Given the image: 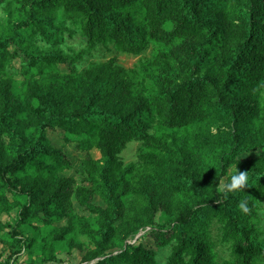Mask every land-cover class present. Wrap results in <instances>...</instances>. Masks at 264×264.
<instances>
[{
	"label": "trees",
	"instance_id": "16d2710c",
	"mask_svg": "<svg viewBox=\"0 0 264 264\" xmlns=\"http://www.w3.org/2000/svg\"><path fill=\"white\" fill-rule=\"evenodd\" d=\"M26 1L31 5L27 19L16 23L14 34L0 36V241L11 250L6 263L22 250V242L30 247L38 241L32 235L17 238L10 221L2 218L22 207L19 225L40 231L56 220L67 222L43 244V263L54 257L53 241L64 240L82 222L84 233L95 232L96 243L84 261L159 264L155 249L124 244L142 228L154 226L159 212H175L170 227L150 232L158 247L172 246L167 264H217L212 219L221 224L222 240L233 253L224 264H264V239L251 221L264 199L259 103L264 0ZM60 12L79 23L93 47L113 43L119 51L140 54L151 43L158 45L156 59L164 65L153 76L154 88L140 94L116 57L78 73L63 52H42L26 42L22 34L35 30L58 42L53 23ZM13 56L24 61L25 99L8 76ZM60 64L68 65L69 73H60ZM261 116L258 128L249 126ZM156 119L173 130L207 121L231 127L199 133L172 149L164 135L149 133ZM55 129L80 150L100 151L101 160L88 156L80 163L88 169L82 181L89 186L78 184L76 176L61 175L73 164L65 148L51 142L49 133ZM135 139L158 151L148 156L155 173L133 183L134 165L124 167L121 153ZM254 152L255 157L240 159ZM241 171L247 174L246 187L225 194L231 177ZM22 195L30 196L25 204ZM98 197L102 204L95 203ZM242 200L248 213L239 208ZM75 201L97 214L98 230L77 214ZM119 245L124 249L108 254ZM70 247L72 253L83 245L72 238Z\"/></svg>",
	"mask_w": 264,
	"mask_h": 264
},
{
	"label": "rangeland",
	"instance_id": "374dc122",
	"mask_svg": "<svg viewBox=\"0 0 264 264\" xmlns=\"http://www.w3.org/2000/svg\"><path fill=\"white\" fill-rule=\"evenodd\" d=\"M31 5L28 4L26 0H0V36H9L14 34V29L16 28V23L24 21L30 14ZM54 27L55 34L57 35L58 42H51L46 39L40 30H35L34 32L26 31L22 34L26 42L31 43L33 47L41 50L42 52L49 51H60L65 55L69 56L71 59L72 67L78 73H85L88 69L94 67L95 65L109 62L111 58L116 57V65L127 71V77L131 78L135 88L140 94L147 95L154 88V75L158 74V68L164 65L163 61H157L156 54L158 52V45L151 43L147 49H145L140 54H133L129 52L119 51L115 44L107 43L106 45L97 44L96 46H91L84 36L80 25L75 20L69 18L63 12L54 16ZM14 46L10 47V50H14ZM24 66V61L21 56H13L7 65L8 76L12 77L15 83V88L18 93H23L24 99L26 91V77L22 74L21 69ZM60 68V73H69L70 67L66 64L58 65ZM47 73V71H44ZM6 76V77H8ZM5 77V76H4ZM46 81H50V76L45 75ZM260 109L262 114H264V89L261 91V96L259 99ZM36 102L34 103V105ZM263 116V115H262ZM262 116L260 118H255L253 122L249 125L250 127L258 128L262 123ZM230 124L213 123L211 121L204 122L192 126L188 129L173 130L160 123L158 119L154 120L151 128L149 129L150 134H154L157 137L164 135L170 143L172 149L177 148V145L183 140H192L199 134H206L209 132H218L223 129H230ZM51 142L56 146H62L65 148L67 153L70 155L73 167L61 172L63 176H76L78 184L84 183L89 186V182H83L82 178L87 176L88 169L84 167L81 163L83 159L88 156L93 157L96 160H101L102 155L96 147H92L88 152L80 150L75 142H67L64 138L65 133L61 129H55L49 133ZM7 140V136H4ZM158 151L157 148H153L145 143L143 139H135L131 141L127 148L121 153L123 159L124 167L129 165H134V170L132 174L129 175L130 180L135 183L141 175L145 173H155L156 168L151 163L149 159V154L151 151ZM257 152L252 154H245L240 156V159H248L255 157ZM78 167L80 171L78 170ZM233 167L230 168L229 173L233 171ZM225 178L220 186V189L224 186ZM11 196V194H10ZM134 195H130L129 201H132ZM29 195H22L20 201L25 204L29 201ZM76 202V201H75ZM95 203L102 204L100 198H95ZM260 209L258 211L257 217L251 219V221L257 226L260 237L264 239V199L260 200ZM22 207H17L13 209L10 214H4L3 219L10 221L13 226L14 232H16L17 238H22L24 241L25 237L28 235L38 237V241L33 246H24L22 242V250L18 255H14L10 264H94V261H84L83 256L96 247V243L93 240L92 234L95 232L84 233L82 229L84 225L82 222L77 223V229L68 234L66 238L62 241L54 240L53 244L55 249L54 257L52 260L44 262L43 258L45 254L43 251V244L47 240L54 239L55 234L61 230L63 225H66L65 220H56L52 225L42 226L40 231L29 228L25 225H19L17 217L20 216V211ZM75 209L79 216H83V220L88 221L91 226L92 231H96L100 228V222H98L97 214L91 211L84 210L80 208V205L76 202ZM176 213L171 214L159 212L155 217V225L147 226L139 230L136 234L129 237L125 241L124 248L127 243L134 245L143 244L149 248L155 249L157 251V260L159 264H167L168 258L171 253L172 246L158 247L153 238L150 236V232L153 228H158L162 226L170 227L172 225ZM211 237L215 243L216 260L217 264H224L226 260L232 259L233 253L231 246L224 243L222 240V226L217 221V219L211 220V225L209 226ZM45 237V241L43 240ZM75 239L77 243L83 245L81 248H74L71 253L70 242L71 239ZM47 244V243H46ZM120 245L108 251V254H116L123 250ZM11 250L4 242L0 241V264H7L6 261L9 259Z\"/></svg>",
	"mask_w": 264,
	"mask_h": 264
},
{
	"label": "clouds",
	"instance_id": "9594fccd",
	"mask_svg": "<svg viewBox=\"0 0 264 264\" xmlns=\"http://www.w3.org/2000/svg\"><path fill=\"white\" fill-rule=\"evenodd\" d=\"M247 174L245 172H239L237 174H234L231 177L230 183L226 186V193H235L238 192L240 190H242L243 188L246 187L247 185ZM239 208L241 210L242 213H248L249 212V208L247 205L246 201H241L239 203Z\"/></svg>",
	"mask_w": 264,
	"mask_h": 264
},
{
	"label": "water",
	"instance_id": "95a60500",
	"mask_svg": "<svg viewBox=\"0 0 264 264\" xmlns=\"http://www.w3.org/2000/svg\"><path fill=\"white\" fill-rule=\"evenodd\" d=\"M98 260V259H97ZM97 260H95L93 263H95Z\"/></svg>",
	"mask_w": 264,
	"mask_h": 264
}]
</instances>
